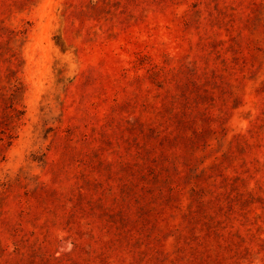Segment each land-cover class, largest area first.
I'll return each mask as SVG.
<instances>
[{
	"label": "rangeland",
	"instance_id": "1",
	"mask_svg": "<svg viewBox=\"0 0 264 264\" xmlns=\"http://www.w3.org/2000/svg\"><path fill=\"white\" fill-rule=\"evenodd\" d=\"M0 47L25 87L0 264H264V0H0ZM160 68H184L181 94L211 80L182 162L157 140L166 169L142 123L171 99Z\"/></svg>",
	"mask_w": 264,
	"mask_h": 264
},
{
	"label": "trees",
	"instance_id": "2",
	"mask_svg": "<svg viewBox=\"0 0 264 264\" xmlns=\"http://www.w3.org/2000/svg\"><path fill=\"white\" fill-rule=\"evenodd\" d=\"M201 13L200 10L197 13ZM258 33V31L256 32ZM14 36L18 35L15 31H12ZM218 35V33H215ZM210 35L209 31L206 30L205 36ZM240 39L235 40L240 47L235 48L234 44L231 48L234 51L242 52L243 48L242 42H244V36L242 32H240ZM205 39L206 38H202ZM62 43H64L62 41ZM223 44L226 43V40H214L213 42H209V44ZM200 44V43H199ZM202 44V43H201ZM203 45V44H202ZM3 48L0 47V58L6 55L5 51L2 50ZM1 63V61H0ZM154 68H157L155 66ZM153 68V69H154ZM198 66L194 67L193 75L197 76V79H201V75L198 70ZM8 75H7V82L4 81L2 72L0 71V162L6 159L7 149L12 146L13 142L18 137V128L21 125V121L25 115V109L23 107V99L25 93V87L21 81V79L17 76L18 70L8 66ZM184 72V68L179 70L170 69L166 70V68H160L159 70H153V73L150 75V79L152 82L156 84L160 88L166 89L168 92L169 97L171 98L169 102L165 103L163 107L158 108L154 104H146V111L153 112L154 117H150L149 120H144L142 123L148 129V133H150V137L152 139L149 148L152 150L153 154L151 158L153 161H156L157 164L163 165V168H169L168 164L164 163V160H167L166 154H164V150L160 149L156 144L157 140L161 142L162 147L165 149H172L173 156L177 161L182 162V159L186 156V146L182 145L180 141L174 142L177 138L187 139L189 138L188 131L193 130V135L201 136L200 133L197 131L198 129L193 128L195 125L198 124L199 118L198 115L202 114L200 110V105H203L204 101H207L208 98L211 96V88L208 86L211 84V80H207L203 85L194 83L195 88L192 89L188 94L187 92H183L184 94L178 93V89L181 88V84L178 81L179 75ZM195 82V81H194ZM227 84L233 88L234 84L227 82ZM204 87V90H202ZM237 100L238 97L234 96ZM196 104V106L192 103ZM195 107H199L198 110ZM180 116V117H179ZM187 127V128H186ZM174 128V129H173ZM164 131H168V133L163 134ZM176 131V133H174ZM212 131V129L210 130ZM72 136V135H71ZM72 140V138H71ZM207 147H210V144L206 142ZM74 147L75 146H70ZM198 146H196L197 148ZM210 151H213V148H210ZM194 157L193 159H189L186 162H190L192 167L195 169L194 165ZM158 161H160L158 163ZM193 161V162H192ZM204 163V162H202ZM196 164V163H195ZM174 174H169L168 177L164 178V181L167 183V187L174 191L176 194H182L184 187L182 183V171L180 168L175 166ZM206 173L205 169L198 170V166L196 169L195 176L198 177L201 174ZM160 178L159 180H162ZM97 180V179H95ZM90 181L89 179L87 180ZM196 185L195 187H204L205 189L211 190L209 186H204L202 184V180H198V182H194ZM201 184L203 186H201ZM159 187L163 186L161 184L158 185ZM84 187L81 185L79 186V191L82 193ZM32 206V205H31ZM56 217H61V215H57ZM65 218V215H62ZM76 224L75 220L72 221L71 228L74 227ZM94 237V235H93ZM55 258H58L55 256ZM218 262L211 261L212 264H220L225 263L226 259L221 257L217 258ZM68 261V260H67ZM177 263V262H174ZM65 264H68L65 262Z\"/></svg>",
	"mask_w": 264,
	"mask_h": 264
}]
</instances>
